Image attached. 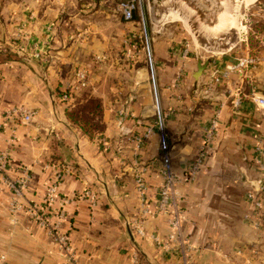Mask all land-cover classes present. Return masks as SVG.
<instances>
[{"label": "crops", "instance_id": "0c3cea01", "mask_svg": "<svg viewBox=\"0 0 264 264\" xmlns=\"http://www.w3.org/2000/svg\"><path fill=\"white\" fill-rule=\"evenodd\" d=\"M190 1L168 14L180 23L177 33L152 28L167 115L160 130L146 60L142 53L132 62L124 57L140 25L124 19L116 0H0V114L16 104L36 112L30 123L4 125L0 151L10 155V174L31 167L27 202H40L56 173L66 172L57 203L69 198L62 229L80 264H186L174 243L164 251L150 238L165 240L174 215L173 208L159 212L156 201L163 137L180 174L204 154L178 185L182 229L193 246L187 264H264V208L258 220L246 196L257 189L264 199V106L254 101L264 98V3L198 0L203 17ZM257 4L263 7L253 14ZM200 61L206 67L196 78ZM79 68L89 71L85 88H76ZM85 95L103 103L104 130L96 138L66 114ZM141 172L148 213L135 179ZM86 188L96 192V206L77 197ZM12 198L2 186L0 264H68L27 213L13 220ZM137 220L146 236L132 226Z\"/></svg>", "mask_w": 264, "mask_h": 264}, {"label": "built area", "instance_id": "2783aa9c", "mask_svg": "<svg viewBox=\"0 0 264 264\" xmlns=\"http://www.w3.org/2000/svg\"><path fill=\"white\" fill-rule=\"evenodd\" d=\"M119 9L123 14V17L127 21H133L134 15L138 10L137 0H118ZM138 23L140 25V30L138 34L132 36V43L137 45V41L141 43L142 48L138 50L141 52L146 60L148 69L151 74V80L153 82V87L156 97V112L157 118L155 121V128L162 130L166 123V113L161 108L158 90H157V60L155 57L153 40L150 36L144 16L139 18ZM134 47H136L134 45ZM132 51H128L131 53ZM188 53V44H186L184 56ZM89 82V71L86 68H79L75 74V84L76 88H85ZM71 97L70 93L63 94L65 100H69ZM254 101L259 106H264V98L254 96ZM36 112L26 105L16 104L9 107L4 112L0 114V132L3 130L4 125L13 120L15 122L30 123L33 121ZM215 123L213 122L212 127L215 128ZM152 132L149 128L146 136ZM161 149L163 151V163L161 166L162 174V186L160 187L157 196V207L158 211L161 213H167L173 208L174 215L169 223V230L167 233V238L162 240L159 234L153 233L150 235L151 240L156 246L164 251H170L172 249L171 244L174 243L180 248V252L184 257L185 263L187 264L190 259V251L193 246L190 240L186 237L182 229L183 216L180 211L181 197L179 194L178 185L181 181L186 180L188 175H193L199 169L201 162L203 161L204 154L201 153L197 157L196 162L193 164L190 172L188 174H180L176 171L175 167L171 161L170 149L165 137L161 141ZM259 162H262L261 156H263V151L258 148ZM10 155L6 151H0V188L6 186L13 193V198L10 206V211L13 215V220L16 222L18 220V214L23 211L27 213L33 220L36 221L38 226L44 229L50 236H52L56 247L58 248L61 256L66 260L68 264H80L79 258L72 246L71 238L69 234L63 231L62 226L66 218V208L65 205L69 202V198H63L60 203H57L59 199V188L66 177V172L59 171L56 173L53 181L46 187L45 193L40 202H27L26 190L30 185L32 179V170L29 166H23L18 175H12L9 173ZM137 189L143 200V205L145 206V213H148L147 208V189L148 184L143 176V172L137 173L135 176ZM247 199L258 213V220L261 217V210L264 208V199L259 196L257 189H252L247 193ZM79 199H87L90 201L91 206H96L97 204V194L91 188H86L81 192L77 193ZM255 220V225H259V221ZM132 226L137 230V232L146 236V230L143 228L141 221L137 220L132 223ZM136 258V257H135ZM136 264V263H135Z\"/></svg>", "mask_w": 264, "mask_h": 264}, {"label": "rangeland", "instance_id": "374dc122", "mask_svg": "<svg viewBox=\"0 0 264 264\" xmlns=\"http://www.w3.org/2000/svg\"><path fill=\"white\" fill-rule=\"evenodd\" d=\"M117 3H119L118 0H116ZM138 1V10L134 15V20L133 21H137L139 20V18H141V16H144L145 21H146V27L147 30L150 34V36L152 37L153 40V32H152V28H154L153 26H157L160 25L161 29L163 30V28H169L171 31L176 32L177 30L180 28V23H176V21H172L173 19H169L168 18V14L171 11H177L179 13H181V5H182V0H137ZM185 2H183V4H186L188 0H184ZM198 0H191L190 3L192 5H194L193 7H195L196 9V13L197 11L200 12V15L205 17L206 16V12L204 13L205 7L202 6L200 9L198 8V5L195 4V2L197 3ZM202 1L204 3L205 0H199ZM198 1V2H199ZM234 1V0H232ZM247 2H250L252 0H246ZM259 2H262V4L264 3V0H260ZM261 4V3H259ZM263 7V6H262ZM260 5H254V9L256 10V12H254L253 14H257V10L260 11ZM119 8V7H118ZM120 11V9H118ZM246 10V8H245ZM121 12V11H120ZM166 19V20H165ZM171 23H168L170 22ZM247 20L248 16H247ZM258 21L256 22L257 24H259ZM255 23V24H256ZM139 25V23H138ZM181 29V28H180ZM134 45L136 47H134ZM128 47H130L128 49ZM128 47L124 50V57L128 62H132L133 59L137 56H139L138 50H140L142 48V45L140 43V41H137V45L134 44V42H129ZM128 51H132L131 53H128Z\"/></svg>", "mask_w": 264, "mask_h": 264}, {"label": "trees", "instance_id": "16d2710c", "mask_svg": "<svg viewBox=\"0 0 264 264\" xmlns=\"http://www.w3.org/2000/svg\"><path fill=\"white\" fill-rule=\"evenodd\" d=\"M102 113L101 98L91 95H85L82 101L66 109L68 119L91 138H96L104 130Z\"/></svg>", "mask_w": 264, "mask_h": 264}, {"label": "water", "instance_id": "95a60500", "mask_svg": "<svg viewBox=\"0 0 264 264\" xmlns=\"http://www.w3.org/2000/svg\"><path fill=\"white\" fill-rule=\"evenodd\" d=\"M206 67V64H203L202 61L199 62V65H198V70L195 74V77L196 78H199V76L202 74L203 70L205 69Z\"/></svg>", "mask_w": 264, "mask_h": 264}, {"label": "bare ground", "instance_id": "6f19581e", "mask_svg": "<svg viewBox=\"0 0 264 264\" xmlns=\"http://www.w3.org/2000/svg\"><path fill=\"white\" fill-rule=\"evenodd\" d=\"M225 13H226V12H225ZM221 19H222V17L220 18V20H221ZM223 19H224V16H223ZM220 20H219V21H220ZM221 23H222V22H221ZM223 23H224V22H223ZM226 23H228V22H226ZM219 24H220V23H219ZM214 28H215V26H214ZM217 28H219L218 25H217L216 29H217ZM218 30H219V29H218ZM216 31H217V30H216ZM219 31H220V30H219ZM223 31H224V30H223ZM217 32H218V31H217Z\"/></svg>", "mask_w": 264, "mask_h": 264}]
</instances>
